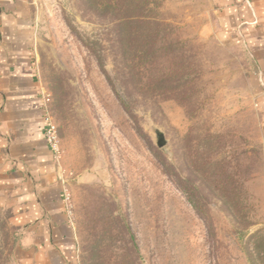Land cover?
<instances>
[{
	"label": "rangeland",
	"instance_id": "rangeland-1",
	"mask_svg": "<svg viewBox=\"0 0 264 264\" xmlns=\"http://www.w3.org/2000/svg\"><path fill=\"white\" fill-rule=\"evenodd\" d=\"M32 4L76 263L264 264L254 65L211 0ZM15 239L0 207V264Z\"/></svg>",
	"mask_w": 264,
	"mask_h": 264
},
{
	"label": "crops",
	"instance_id": "crops-1",
	"mask_svg": "<svg viewBox=\"0 0 264 264\" xmlns=\"http://www.w3.org/2000/svg\"><path fill=\"white\" fill-rule=\"evenodd\" d=\"M217 29L254 65L264 182V0H211ZM32 0H0V207L14 228L15 264H77L74 225L56 152L46 143Z\"/></svg>",
	"mask_w": 264,
	"mask_h": 264
},
{
	"label": "built area",
	"instance_id": "built-area-1",
	"mask_svg": "<svg viewBox=\"0 0 264 264\" xmlns=\"http://www.w3.org/2000/svg\"><path fill=\"white\" fill-rule=\"evenodd\" d=\"M44 138L46 143L49 147L56 152L57 150V143H58V134H57V127L55 123L50 119V117L46 113V125L44 128ZM69 200V193L64 190V201L67 207Z\"/></svg>",
	"mask_w": 264,
	"mask_h": 264
},
{
	"label": "trees",
	"instance_id": "trees-1",
	"mask_svg": "<svg viewBox=\"0 0 264 264\" xmlns=\"http://www.w3.org/2000/svg\"><path fill=\"white\" fill-rule=\"evenodd\" d=\"M120 102H121L122 106L124 107V109H125L127 112H129V108H128L127 105H126L125 100L122 99L121 97H120ZM186 195H187V197H188L189 202L191 203V205H192V206L194 207V209L196 210V212H197L199 215H201V216L204 218V220L207 222L208 217H206V212H205L204 209L202 208V204L197 203V202L193 199V197H192V195H191L190 193H187V192H186Z\"/></svg>",
	"mask_w": 264,
	"mask_h": 264
},
{
	"label": "water",
	"instance_id": "water-1",
	"mask_svg": "<svg viewBox=\"0 0 264 264\" xmlns=\"http://www.w3.org/2000/svg\"><path fill=\"white\" fill-rule=\"evenodd\" d=\"M155 136H156V145L158 146V147H162L163 145H165V143H166V141H165V139H164V135H163V133H161V132H155Z\"/></svg>",
	"mask_w": 264,
	"mask_h": 264
}]
</instances>
